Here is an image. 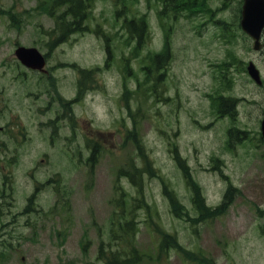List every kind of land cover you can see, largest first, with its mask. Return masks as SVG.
Returning a JSON list of instances; mask_svg holds the SVG:
<instances>
[{"label":"rangeland","instance_id":"obj_1","mask_svg":"<svg viewBox=\"0 0 264 264\" xmlns=\"http://www.w3.org/2000/svg\"><path fill=\"white\" fill-rule=\"evenodd\" d=\"M86 4L80 30L61 33L64 7L0 0V101L19 118L48 101L60 110L50 132H0V264H107L110 249L127 256L130 246L134 264H264L260 218L227 200L212 213L221 172L245 179L247 153L223 148L209 104L215 72L250 48L239 0ZM131 17H143L141 36L125 26ZM19 45L45 54L55 98L18 64ZM238 81V96L256 88Z\"/></svg>","mask_w":264,"mask_h":264},{"label":"flooded vegetation","instance_id":"obj_2","mask_svg":"<svg viewBox=\"0 0 264 264\" xmlns=\"http://www.w3.org/2000/svg\"><path fill=\"white\" fill-rule=\"evenodd\" d=\"M239 2L238 17L241 15L243 0ZM245 37L250 43V48L243 57H228L232 59L228 61L226 69L216 73L217 84L212 90L211 103L223 125L221 137L223 148L228 152L235 150V153L238 148H242L244 150L242 154L247 153L240 168L245 179L235 182L229 175L221 172V176L227 182L223 201L227 200L228 205H236L237 209L247 212L251 220L260 218L261 222L258 225L260 224L259 227L264 233V28L259 40L254 43L257 49H253V39L246 34ZM251 62L258 69L261 83L252 80L247 72V64ZM24 68L31 79H35L39 84L38 90L44 94L41 93V96L51 95L52 99L55 98L56 93L49 86V70ZM241 73L245 74L256 88L248 90L247 95L238 96L232 91L231 86L233 81L234 85L239 82L238 75ZM66 102L69 108L71 100ZM58 106L55 108L50 101L45 104H33L26 108L28 114L19 118L14 106L0 101V132L9 139L15 138L14 135L18 132L39 136L40 124H45L44 131L50 132L51 124L56 122L60 112ZM42 107L46 108V114L41 119L38 117V111ZM48 140H52V137L49 136ZM3 142L5 147H8L7 141ZM220 168H223V163L220 164Z\"/></svg>","mask_w":264,"mask_h":264},{"label":"trees","instance_id":"obj_3","mask_svg":"<svg viewBox=\"0 0 264 264\" xmlns=\"http://www.w3.org/2000/svg\"><path fill=\"white\" fill-rule=\"evenodd\" d=\"M50 4V10L49 12H53V7L57 5L59 8L64 7L63 12L61 15H58V20L61 28V33L63 31H67L69 28H72V30L77 31L80 30V18L84 15V8L87 6L86 0H49ZM176 5H172L174 7ZM63 15L70 16L71 19L69 21H66L63 18ZM125 26L129 31H133L136 33V35L141 36L143 32V28L145 27V22L143 17H138L137 19L134 17H131L127 20H125ZM167 57V50H164L159 53L153 54V60L156 64H160V61L165 60ZM197 196H199V192L195 191V203L197 204L196 208L199 209L202 214L204 213V210H207V207L204 205L203 200L200 198L198 200ZM220 208H214L212 209V213H219ZM129 221V220H127ZM127 223V222H126ZM134 249L130 246L128 255L124 256L123 254H120L119 251H115L110 249L107 254L104 255V260L107 264H134L137 263L139 260V257L136 256V252Z\"/></svg>","mask_w":264,"mask_h":264},{"label":"water","instance_id":"obj_4","mask_svg":"<svg viewBox=\"0 0 264 264\" xmlns=\"http://www.w3.org/2000/svg\"><path fill=\"white\" fill-rule=\"evenodd\" d=\"M240 23L243 30L257 40L264 26V0H244ZM15 53L28 66L41 67L44 64L43 57L35 48L21 46L15 50ZM249 69L254 78L259 81L253 65L249 66Z\"/></svg>","mask_w":264,"mask_h":264}]
</instances>
